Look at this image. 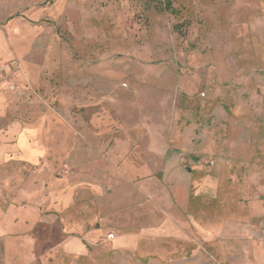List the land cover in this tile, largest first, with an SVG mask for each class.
I'll return each instance as SVG.
<instances>
[{
  "label": "rangeland",
  "instance_id": "1",
  "mask_svg": "<svg viewBox=\"0 0 264 264\" xmlns=\"http://www.w3.org/2000/svg\"><path fill=\"white\" fill-rule=\"evenodd\" d=\"M5 64L2 123L62 141L61 176L96 172L106 196L145 209L168 206L172 157L209 178L205 238L140 251L104 239L72 264H264V0H0Z\"/></svg>",
  "mask_w": 264,
  "mask_h": 264
},
{
  "label": "crops",
  "instance_id": "2",
  "mask_svg": "<svg viewBox=\"0 0 264 264\" xmlns=\"http://www.w3.org/2000/svg\"><path fill=\"white\" fill-rule=\"evenodd\" d=\"M5 101L0 95V264H72L95 259V247L107 232L117 233L105 241L118 251H140L144 244L158 245L166 237L185 244L193 229L207 236V207L200 195L208 176L181 172L180 159L172 157L163 170L172 195L167 207L145 209L138 199L131 204L132 195L124 191L106 196L96 172L61 176L64 144L56 139L53 151L44 125L20 120L2 123ZM102 175L109 177L105 171ZM124 177L135 178L129 173ZM146 181L159 179L151 176ZM193 183L199 188L190 197ZM153 185L152 198L159 189L158 183ZM191 200L201 203L193 207ZM194 237L202 243L201 237Z\"/></svg>",
  "mask_w": 264,
  "mask_h": 264
},
{
  "label": "built area",
  "instance_id": "3",
  "mask_svg": "<svg viewBox=\"0 0 264 264\" xmlns=\"http://www.w3.org/2000/svg\"><path fill=\"white\" fill-rule=\"evenodd\" d=\"M8 71H10V67H9L8 64L0 66V72L6 73ZM66 173H67V171L63 172V174H66ZM113 238H114V234L113 233H108V234L105 235V239L108 240V241L112 240Z\"/></svg>",
  "mask_w": 264,
  "mask_h": 264
},
{
  "label": "trees",
  "instance_id": "4",
  "mask_svg": "<svg viewBox=\"0 0 264 264\" xmlns=\"http://www.w3.org/2000/svg\"><path fill=\"white\" fill-rule=\"evenodd\" d=\"M170 8H171V5L169 2L164 4V9H170Z\"/></svg>",
  "mask_w": 264,
  "mask_h": 264
}]
</instances>
